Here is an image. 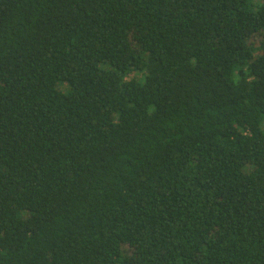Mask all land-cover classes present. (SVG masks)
<instances>
[{
	"label": "trees",
	"instance_id": "16d2710c",
	"mask_svg": "<svg viewBox=\"0 0 264 264\" xmlns=\"http://www.w3.org/2000/svg\"><path fill=\"white\" fill-rule=\"evenodd\" d=\"M0 264H264V0H0Z\"/></svg>",
	"mask_w": 264,
	"mask_h": 264
},
{
	"label": "rangeland",
	"instance_id": "374dc122",
	"mask_svg": "<svg viewBox=\"0 0 264 264\" xmlns=\"http://www.w3.org/2000/svg\"><path fill=\"white\" fill-rule=\"evenodd\" d=\"M261 40H262L261 38H256L255 37V38L252 39V42L253 43H257V42H260Z\"/></svg>",
	"mask_w": 264,
	"mask_h": 264
}]
</instances>
